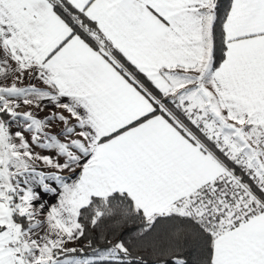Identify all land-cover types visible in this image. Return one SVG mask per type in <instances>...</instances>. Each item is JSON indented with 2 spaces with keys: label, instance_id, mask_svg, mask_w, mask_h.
I'll use <instances>...</instances> for the list:
<instances>
[{
  "label": "snow or ice",
  "instance_id": "1",
  "mask_svg": "<svg viewBox=\"0 0 264 264\" xmlns=\"http://www.w3.org/2000/svg\"><path fill=\"white\" fill-rule=\"evenodd\" d=\"M0 264H264V0H0Z\"/></svg>",
  "mask_w": 264,
  "mask_h": 264
},
{
  "label": "crops",
  "instance_id": "2",
  "mask_svg": "<svg viewBox=\"0 0 264 264\" xmlns=\"http://www.w3.org/2000/svg\"><path fill=\"white\" fill-rule=\"evenodd\" d=\"M55 131V129H53Z\"/></svg>",
  "mask_w": 264,
  "mask_h": 264
},
{
  "label": "rangeland",
  "instance_id": "3",
  "mask_svg": "<svg viewBox=\"0 0 264 264\" xmlns=\"http://www.w3.org/2000/svg\"><path fill=\"white\" fill-rule=\"evenodd\" d=\"M54 131V130H53Z\"/></svg>",
  "mask_w": 264,
  "mask_h": 264
}]
</instances>
